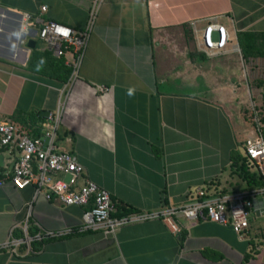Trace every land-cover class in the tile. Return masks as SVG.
<instances>
[{"label": "crops", "instance_id": "obj_1", "mask_svg": "<svg viewBox=\"0 0 264 264\" xmlns=\"http://www.w3.org/2000/svg\"><path fill=\"white\" fill-rule=\"evenodd\" d=\"M92 3L0 0V120L72 154L81 176L109 193L113 217L184 205L196 187L211 198L256 188L236 168L251 130L223 90L256 58L264 64L243 49L259 40L245 32H264V0H103L77 76L69 70L62 80L60 56L44 48L34 16L45 5L44 19L81 29ZM208 21L228 34L215 55L202 49ZM58 109L51 136L44 123ZM0 156V170L11 171L16 151L0 146ZM33 192L0 185V264H264L263 205L248 209L241 237L229 224L185 218L174 233L160 216L107 232L84 226L91 202Z\"/></svg>", "mask_w": 264, "mask_h": 264}, {"label": "built area", "instance_id": "obj_2", "mask_svg": "<svg viewBox=\"0 0 264 264\" xmlns=\"http://www.w3.org/2000/svg\"><path fill=\"white\" fill-rule=\"evenodd\" d=\"M101 1L103 0H93L91 10L81 29H74L52 19H44L42 13L46 9L45 5H40L38 13L34 16L38 23L37 37L44 42L46 50L65 59L70 70V78L78 74L92 30L94 13ZM213 32L216 33L215 39ZM200 39L203 51L215 55L225 50L228 34L223 24L208 21L201 30ZM96 89L105 91L106 87L96 84ZM254 106V103L250 105L253 129L242 145L245 155L256 165L257 171L264 179V120L260 119V114ZM59 116L60 109L47 115L44 126H48L51 136L54 135ZM52 141L53 139H48L44 143L39 137L30 136L21 125L0 120V146L13 148L16 151L11 171L0 170V185L7 180L16 188L33 185L34 195L42 194L46 199L64 205H85L91 202L84 226L92 229L114 231L116 227L128 221L160 216L167 228L174 233L180 230L178 219L185 218L193 222L210 220L229 224L238 237H241L248 228V209L252 206V198L264 191V187L257 186L231 198L225 195L211 198L206 196L203 187H196L193 191L194 199L184 205L170 206L160 212H141L113 217L110 215L112 205L109 193L95 182L83 178L82 165L69 152L56 149ZM56 175H64L65 178ZM28 215L29 213H26V217ZM54 234L50 231L45 232L48 236ZM21 240L12 238V243L17 244Z\"/></svg>", "mask_w": 264, "mask_h": 264}, {"label": "trees", "instance_id": "obj_3", "mask_svg": "<svg viewBox=\"0 0 264 264\" xmlns=\"http://www.w3.org/2000/svg\"><path fill=\"white\" fill-rule=\"evenodd\" d=\"M245 34H247L248 36L250 35L255 38L257 37L259 38V40L257 41V44L253 46L248 45L244 47L243 49L251 50L249 52L253 54H259L264 60V32H249V33L245 32ZM57 61L60 65V68H61L60 70L62 73L60 75V79L66 80L69 74V68L64 65L63 57L60 56V58L57 59ZM256 84L259 85L262 89L260 103L264 109V81L258 80ZM257 109L260 111L259 107ZM259 114L261 116L260 119L264 120V117L262 116V114L261 113ZM243 122L245 125H247V127L251 128L250 130L253 129L252 111H248V115L244 116ZM236 158H237V161L239 162L236 168L240 176L245 180V182L247 184L254 185V186H262L264 184V179L260 175V173L257 171L256 165H254L251 159L247 158V156L244 153V150H243V154H237ZM261 243H263V241H261Z\"/></svg>", "mask_w": 264, "mask_h": 264}, {"label": "rangeland", "instance_id": "obj_4", "mask_svg": "<svg viewBox=\"0 0 264 264\" xmlns=\"http://www.w3.org/2000/svg\"><path fill=\"white\" fill-rule=\"evenodd\" d=\"M251 67L248 71L240 72L239 81L241 85L238 84L236 88L223 90L226 92L224 97L228 95L229 99L235 96L238 98L237 102L230 101V106L236 108L243 117L248 115V111H251L250 105L252 103H254L255 109L259 107L260 111L257 109L258 113H261L264 117V109L260 103L262 89L256 84L258 80L264 81V64H262L261 58H256L251 63ZM249 97H251V100Z\"/></svg>", "mask_w": 264, "mask_h": 264}, {"label": "water", "instance_id": "obj_5", "mask_svg": "<svg viewBox=\"0 0 264 264\" xmlns=\"http://www.w3.org/2000/svg\"><path fill=\"white\" fill-rule=\"evenodd\" d=\"M32 44H33V41H32L31 39H29V40L27 41V45L32 46ZM0 157H1V156H0ZM258 204L264 206V197H262V198H254V199H252V206H253V207H256Z\"/></svg>", "mask_w": 264, "mask_h": 264}]
</instances>
